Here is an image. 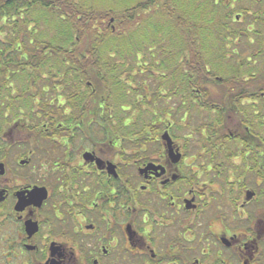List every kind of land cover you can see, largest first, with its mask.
<instances>
[{"label": "flooded vegetation", "instance_id": "af4514ba", "mask_svg": "<svg viewBox=\"0 0 264 264\" xmlns=\"http://www.w3.org/2000/svg\"><path fill=\"white\" fill-rule=\"evenodd\" d=\"M3 79L0 264H264L255 86L127 135L81 128L61 77L34 108Z\"/></svg>", "mask_w": 264, "mask_h": 264}, {"label": "trees", "instance_id": "16d2710c", "mask_svg": "<svg viewBox=\"0 0 264 264\" xmlns=\"http://www.w3.org/2000/svg\"><path fill=\"white\" fill-rule=\"evenodd\" d=\"M6 73L31 108L61 77L81 128L127 135L252 85L263 110L264 0H0L1 88Z\"/></svg>", "mask_w": 264, "mask_h": 264}, {"label": "rangeland", "instance_id": "374dc122", "mask_svg": "<svg viewBox=\"0 0 264 264\" xmlns=\"http://www.w3.org/2000/svg\"><path fill=\"white\" fill-rule=\"evenodd\" d=\"M247 60L249 61L250 64H252V63L254 62V61L252 62L249 58H248ZM251 62H252V63H251Z\"/></svg>", "mask_w": 264, "mask_h": 264}]
</instances>
